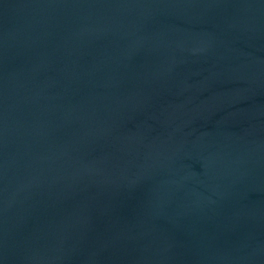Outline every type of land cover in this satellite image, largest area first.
I'll list each match as a JSON object with an SVG mask.
<instances>
[{"label":"water","instance_id":"95a60500","mask_svg":"<svg viewBox=\"0 0 264 264\" xmlns=\"http://www.w3.org/2000/svg\"><path fill=\"white\" fill-rule=\"evenodd\" d=\"M0 264H264V0H0Z\"/></svg>","mask_w":264,"mask_h":264}]
</instances>
